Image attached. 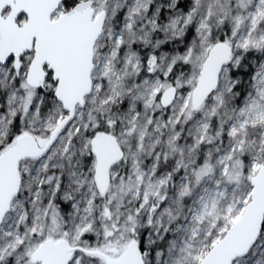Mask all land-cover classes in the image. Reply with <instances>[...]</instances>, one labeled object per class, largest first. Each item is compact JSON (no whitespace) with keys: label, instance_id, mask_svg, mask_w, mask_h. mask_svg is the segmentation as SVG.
<instances>
[{"label":"snow or ice","instance_id":"snow-or-ice-1","mask_svg":"<svg viewBox=\"0 0 264 264\" xmlns=\"http://www.w3.org/2000/svg\"><path fill=\"white\" fill-rule=\"evenodd\" d=\"M0 264H264V0H0Z\"/></svg>","mask_w":264,"mask_h":264}]
</instances>
